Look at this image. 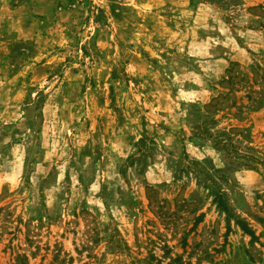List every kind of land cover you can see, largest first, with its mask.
I'll use <instances>...</instances> for the list:
<instances>
[{
	"label": "rangeland",
	"instance_id": "374dc122",
	"mask_svg": "<svg viewBox=\"0 0 264 264\" xmlns=\"http://www.w3.org/2000/svg\"><path fill=\"white\" fill-rule=\"evenodd\" d=\"M0 264H264V0H0Z\"/></svg>",
	"mask_w": 264,
	"mask_h": 264
},
{
	"label": "trees",
	"instance_id": "16d2710c",
	"mask_svg": "<svg viewBox=\"0 0 264 264\" xmlns=\"http://www.w3.org/2000/svg\"><path fill=\"white\" fill-rule=\"evenodd\" d=\"M222 201H223V198L221 197V195H219V198H218L217 203H218V205H219L220 207L225 208L224 205L222 204ZM238 225L241 227V229H242L245 233L249 234L251 237L254 238V236L252 235V233L247 229L246 225L244 226V225H243L242 223H240V222H238Z\"/></svg>",
	"mask_w": 264,
	"mask_h": 264
}]
</instances>
